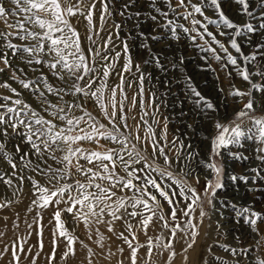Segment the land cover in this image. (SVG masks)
<instances>
[{"label":"snow or ice","instance_id":"obj_1","mask_svg":"<svg viewBox=\"0 0 264 264\" xmlns=\"http://www.w3.org/2000/svg\"><path fill=\"white\" fill-rule=\"evenodd\" d=\"M222 2L145 0L147 19L155 27H167L177 42L181 35L186 36L201 52L223 61V68L231 65L246 84L244 88L231 85L226 96L242 106L222 122L224 118L216 115L218 105L187 77V98H195L192 102L199 114L214 129L205 158L181 136L173 133L169 139V119L158 118L161 104L155 91L149 89L145 99V82H151L153 75L134 61V41L141 38L138 47L148 51L144 65L151 62L165 72L169 61L152 53L146 42L151 34L142 30L140 11L129 16L135 0H123L119 7L118 0H0V23L5 26L0 29V74L10 73L9 80L37 101L33 107L8 80L0 82V88L12 94H0V160L12 169L10 173L0 170V182L12 189L13 197L0 199V210L21 203L25 182L31 185L23 220L19 212L12 219L14 238L6 242V232L0 230V264H37L42 258L46 264H67L77 256L76 244L86 250L80 264H95L97 257L111 260L117 253L123 257L117 264H138L142 248L146 249L139 258L143 264H155L154 254L164 253V264H173L178 255L173 246L177 234L179 239H190L184 252L195 251L205 219L211 222L209 227L215 225L219 237L232 233V242L215 240L217 250L225 255L208 246L198 253L197 264H264V212L250 204L233 203L229 225L212 221L204 208L206 202L217 211L218 193L225 188V155L235 161L255 162L241 174L228 176L237 190L243 184L253 191L250 179H261L264 174V115H256L264 113V0H232L240 6L238 15L248 18L244 23L227 16ZM205 8H211L215 18L205 15ZM170 12L174 18H169ZM114 15L121 17L120 22H115ZM179 19L189 21L191 27ZM129 21L134 22L122 37ZM210 25L217 28L219 36L228 38L236 55L209 30ZM244 45L254 50L245 54ZM170 63L175 68L184 58L179 56L177 62ZM21 64L38 74L29 77ZM49 75L59 84L51 83ZM249 143L251 156L246 154ZM49 209L45 224L44 213ZM68 215L72 217L71 230L65 219ZM8 219L0 217L3 229L9 228ZM117 222L123 225L122 231H116ZM21 223L23 235L18 234ZM80 224L99 253L75 234ZM101 225L111 235L101 231ZM156 225L167 229L168 236L148 235ZM236 227L244 231L236 233ZM46 229L51 237L48 252ZM141 232L144 243L139 240ZM33 234L36 243L30 244ZM245 234L253 243L244 245L241 236ZM113 237L127 245L128 256H123L124 247L117 246L115 251L106 247ZM61 245L64 250L58 252Z\"/></svg>","mask_w":264,"mask_h":264},{"label":"rangeland","instance_id":"obj_2","mask_svg":"<svg viewBox=\"0 0 264 264\" xmlns=\"http://www.w3.org/2000/svg\"><path fill=\"white\" fill-rule=\"evenodd\" d=\"M122 2L123 0H118L117 6L119 7V4ZM193 2L199 3V0H193ZM161 7L164 10H168L166 6L161 5ZM239 7L240 6L233 3L232 0H223L222 2L223 11L227 16H229L237 23H244L245 21H247L248 18L243 15H238L237 9ZM132 8L133 11L129 12V16L134 17L136 10H139L141 13L140 23L142 25V30L146 33V35L151 34L156 36L155 39H152L151 35H148V38L146 40V42L149 43L151 46L152 53H159L161 54V59L169 61V63H165V68L167 69V71L165 72H161L151 62L147 65H144L143 60L149 59L148 51L146 49L138 47L141 38H138L134 41L132 47L134 61L137 63H141L142 69L145 72H151L153 75V80L151 82H145V99H147L148 97L149 89L155 91L159 96V100L157 101V103L161 104V116L158 118L162 119V117L166 116L169 119V139L172 138L173 133L179 135L185 140L186 143H190L193 148L200 153L202 157L207 158V153L210 151L208 137L210 132H214V129H212L211 124L204 118V116L199 114L198 109L192 102V100L195 98H187V77H191L193 84L202 93V95L210 98L213 103L218 105L219 112L216 113V115L224 118L222 122H226L227 118L232 116L234 110L242 106L240 103H233L231 96H226V94L231 90V85L234 84L236 87L244 88L246 87V84L242 81L240 77L236 75V72L231 65H229L227 69L223 68V61H216L212 58L211 53L201 52L195 45V48L191 47L189 51L183 50L184 48L182 47V44L191 42V40H189L186 36L181 35V39L179 40V42H177L172 39L171 35L168 33L167 27H155L152 22L147 19L148 9L146 8L145 0H135V3L132 5ZM195 15L197 19H202L199 14ZM205 15L215 18L214 12L211 8H205ZM169 18H174L171 12L169 13ZM114 19L115 22H120L121 17L119 15H114ZM160 19L163 20L162 17ZM133 22L134 21H129L128 23H125L123 31L121 32L122 37L125 35V33L128 32L129 27ZM178 22L183 23L186 27H191L189 21L179 19ZM3 28H5V26L0 23V29ZM79 30L83 34V27H80ZM209 30L212 31L214 34H217V39H219L222 43L228 46L229 51L233 55H236L235 51L231 49L228 45L227 37L219 36L218 30L215 26L210 25ZM102 35L104 34L102 33ZM206 39L210 38L206 37ZM253 39L259 40V37L253 36ZM197 43L203 44L204 41L198 40ZM213 47L217 48V52H219L221 56L225 55L218 48V46L213 45ZM192 48H194V50ZM253 50L254 49H251L246 45L243 46V51L245 52V54H248ZM188 52H192V55L190 54L189 56H187L186 53ZM179 56H183L184 63L182 65L177 64V67L173 68L172 63L170 62H177ZM204 57H207V60H205ZM191 59L195 60V63ZM208 64L211 65L210 70L207 68ZM20 66L25 68V71L28 72L29 77L38 74L32 73L28 69V67L23 64H21ZM2 67L3 64L0 63V68ZM229 72L232 73L231 76L228 75ZM9 75L10 73L7 72L0 74V82L8 80L12 87L17 88L23 93V98L27 102L32 104L33 107H37V101L35 97H33L28 90L22 89L21 86L15 81L9 80ZM49 80L53 84H59V81L55 80L50 75ZM113 82L118 81L114 80ZM153 85H155L154 88ZM221 88L223 89V92L218 91V89ZM132 91V89L128 90L129 95H132ZM0 94L12 95L10 92H8V90L3 88H0ZM226 98L227 106H225ZM91 107L92 106L89 105L90 109ZM256 115L260 116L264 115V113L257 112ZM149 122L151 123V120ZM187 125H192V127L189 128L187 127ZM201 139L208 141L206 151H203L201 147L198 146L197 142ZM85 146L87 147L89 145ZM9 150H12V144H9ZM246 154L249 156L252 155L250 143L247 148ZM224 159L226 160V174L224 176L225 188L218 193L220 199L216 202L217 211L213 212V210L208 207L206 202L204 205L205 211L209 212L212 217V221L220 220L222 224L227 223L230 225L231 223L227 220L229 219V215H232L231 205L236 202H239L241 204H250L255 210L264 212V174H262L261 179L255 181L250 179L249 184L254 186V190L251 192L248 191L247 187L243 184H240L239 189L237 190L236 186H234L233 183L228 179V176L233 173L241 174L249 166H255V162L235 161L227 155H225ZM0 170L9 173L12 171V169L3 160H0ZM200 171L203 172V169H200ZM36 179L39 180L40 177H36ZM41 183H43L42 180ZM25 184L30 183L25 182ZM202 185L203 180H201V186ZM6 188L7 190H10V188L5 185V189ZM165 207H167V205H165ZM198 211L199 209H197V212ZM220 213L223 214V217L220 215ZM210 223L211 222L208 219L204 220V227L200 231V238L197 241L195 251H183V248H185L187 243L190 242V239L186 238L185 246L176 251L178 255L175 257L174 261L181 260L179 264H197L198 253L204 252V250L208 246H212V250L214 252H217L218 255H225L222 251L217 250L216 246L214 245V241L217 239H228L229 242H232V233H229L228 237H219L217 232L215 231V225L212 224L211 227H209ZM261 227L264 228V225H261ZM234 231L236 233H240L244 230L240 229L239 227H236ZM162 235L164 237L168 236L167 229H165V233H163ZM241 241H243L244 245L253 243V241L249 236H247V234L241 236ZM192 253L194 254L193 256H191ZM252 254L256 255L257 252L254 251ZM185 256L188 257L187 261L184 260ZM205 258L208 259L209 257H207L206 255Z\"/></svg>","mask_w":264,"mask_h":264},{"label":"bare ground","instance_id":"obj_3","mask_svg":"<svg viewBox=\"0 0 264 264\" xmlns=\"http://www.w3.org/2000/svg\"><path fill=\"white\" fill-rule=\"evenodd\" d=\"M182 45L181 46L184 48L183 50H185V51H189L191 47L195 48V46H194L195 44H193L192 41L189 42V43H184ZM194 48H192V49L194 50ZM161 50H162V48H161ZM191 53L192 52H188V53H186V55L189 56ZM194 58H195V56H194ZM191 60H193V59H191ZM195 60H196V58H195ZM195 60H193V62ZM175 84H176V82H175ZM211 134H212V132L209 133V136ZM197 139H198V137H197ZM207 142L208 141L201 139L197 143H198V146H200L203 151H206ZM24 194L25 195L22 198V202L21 203L13 204L11 208H5L3 210H0V217L7 216L9 218L8 219V224H9V228L8 229H3L2 225H3L4 222H3V220H0V230H4L6 232V236L4 238L6 242L9 241L10 239L14 238L13 237V231L11 229V223H12V219L14 218L15 212H19L21 214V220H23V218H24V209L28 205L29 198L31 197V185L30 184H25L24 185ZM2 198H13V197H12V189H10V190L9 189L7 190V188L5 189V184L0 182V199H2ZM50 212H51V209H49L47 212L44 213V223L45 224H47L48 219L50 218ZM28 219L31 220V216H29ZM65 219L67 220V227L71 230L73 228L72 217L70 215H68V216L65 217ZM227 221H229L230 223L232 222V215H229V219ZM115 228H116L117 232L122 231L123 230V225L120 222H117L116 225H115ZM24 229H25V226H24L23 223H21L20 229L18 230V234L23 235L24 234ZM100 229H101V231L105 232L106 235H111L110 233L106 232V228H105L104 225H101ZM163 233H165V229H161L159 225H156L155 229H153V228L149 229L148 235L156 237V236L162 235ZM75 234L77 236H79L81 240L85 241V243H88L91 247H93L94 251L99 253L100 249L97 248L96 245L93 244L91 241L87 240L86 229L84 228L83 224H80L78 227H76ZM138 235H139L140 242L144 243L145 239H146L144 234L141 232ZM177 236H178V238L173 241V246H174L176 251H178L179 249L183 248L185 246V242H186V238L185 239H179L180 233H178ZM50 238H51L50 234H49L48 230L46 229L45 230V252L50 251V246L48 244V240ZM29 243L30 244H35L36 243L35 234H33V236L30 238ZM117 246L124 247L125 251H124L123 256L124 257L128 256L129 251L127 249V245L123 244L122 241L117 240L115 237H113V239L108 241L107 244H106V247H111V249L113 251L116 250ZM75 247H76V250H77V256L74 259H69L67 264H80V261L83 260V258L85 256L86 250L82 249L79 244H76ZM63 250H64L63 245H61L60 248L58 249V252H62ZM145 252H146V249H144V248L140 249V251L138 253V264H143V260L139 259V258L144 257ZM193 255L194 254L192 253L191 256H193ZM121 258H123V257H121L119 253H117V255L115 257L111 258V260H105V259H103V257H97V259L95 260V264H117V259H121ZM153 259L155 260V264H164V261L167 259V253H164L163 255L154 254ZM180 262H181V260L180 261L176 260V261L173 262V264H179ZM37 264H46V260L43 259V258L39 259L37 261ZM125 264H129V262L125 261Z\"/></svg>","mask_w":264,"mask_h":264}]
</instances>
